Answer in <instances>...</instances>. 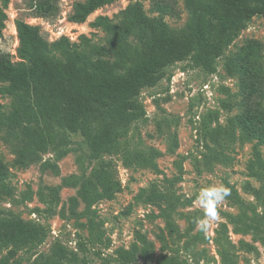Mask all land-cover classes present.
I'll use <instances>...</instances> for the list:
<instances>
[{"label": "rangeland", "instance_id": "1", "mask_svg": "<svg viewBox=\"0 0 264 264\" xmlns=\"http://www.w3.org/2000/svg\"><path fill=\"white\" fill-rule=\"evenodd\" d=\"M57 1L56 16L36 17L29 0H8L5 7L0 0L6 13L0 53L18 59L16 20L38 25L49 41L66 35L77 42L84 33L108 48V35L91 22L99 14L117 21L136 0L105 4L84 22L68 19L74 3L83 0ZM138 1L149 15H157L151 0ZM175 3L179 16L164 18L179 30L190 15L184 0ZM251 39L262 42L264 68V18L259 15L214 61L213 73L194 66L189 56L168 65L165 76L136 97L146 116L118 130L116 147L100 158H90L78 133L61 130L64 141L33 153L18 128L0 126V157L8 168L0 181V210L38 223L47 234L35 247L1 248L0 264H33L55 240L77 253L73 264H126L119 250L130 252L132 264H170L172 257L179 264H264V143L240 129V78L224 69L226 57ZM130 41L137 44L133 36ZM0 102L6 114L14 109L1 90ZM101 169L119 188L112 198L88 204L89 194L99 190ZM213 184L225 185L230 195L217 206L207 231H201L194 222L204 215L197 195Z\"/></svg>", "mask_w": 264, "mask_h": 264}, {"label": "trees", "instance_id": "2", "mask_svg": "<svg viewBox=\"0 0 264 264\" xmlns=\"http://www.w3.org/2000/svg\"><path fill=\"white\" fill-rule=\"evenodd\" d=\"M116 0H83L73 5L68 19L84 22L87 17ZM8 0H2L5 7ZM36 17L56 16L57 0H29ZM190 19L179 30L173 29L164 15L179 16L175 0H151L157 15H149L141 1L127 4L117 21L99 14L91 22L108 35V48L92 42L87 34L78 41L68 36L49 41L38 25L16 20L17 60L0 53V90L13 100L7 114L0 102V126L19 129L18 137L28 142L31 152L45 151L64 141L61 130L82 136L91 159L100 158L116 147L117 131L126 130L146 116L136 97L142 88L154 86L165 76V68L190 57L192 64L215 71L214 61L246 27L254 16L264 18V0H184ZM6 13L0 6V34ZM133 36L137 44L130 41ZM262 42L248 40L237 54L224 61L227 74L237 73L240 82L238 124L243 134L264 143V68L260 61ZM112 59L108 57V53ZM8 168L0 157V181ZM99 190L89 194L88 204L100 198H112L119 188L106 170L96 174ZM44 227L0 210V249L35 247L43 243ZM120 251V260L130 261V252ZM77 253L55 240L46 256L33 264H73ZM170 264H179L172 257ZM106 264V263H102Z\"/></svg>", "mask_w": 264, "mask_h": 264}, {"label": "clouds", "instance_id": "3", "mask_svg": "<svg viewBox=\"0 0 264 264\" xmlns=\"http://www.w3.org/2000/svg\"><path fill=\"white\" fill-rule=\"evenodd\" d=\"M230 195V190L223 184H213L202 188L196 199L197 206L203 210V218L194 222L201 231H207L211 221L217 217V206Z\"/></svg>", "mask_w": 264, "mask_h": 264}]
</instances>
